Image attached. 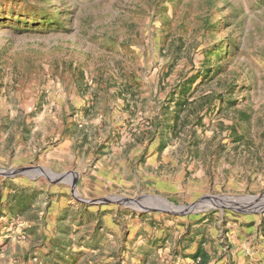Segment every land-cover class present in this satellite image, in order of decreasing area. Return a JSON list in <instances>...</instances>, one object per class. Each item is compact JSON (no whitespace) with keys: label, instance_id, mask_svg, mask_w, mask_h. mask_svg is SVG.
Segmentation results:
<instances>
[{"label":"rangeland","instance_id":"374dc122","mask_svg":"<svg viewBox=\"0 0 264 264\" xmlns=\"http://www.w3.org/2000/svg\"><path fill=\"white\" fill-rule=\"evenodd\" d=\"M30 167L0 264H264V210L226 200L264 191V0H0V168Z\"/></svg>","mask_w":264,"mask_h":264},{"label":"water","instance_id":"95a60500","mask_svg":"<svg viewBox=\"0 0 264 264\" xmlns=\"http://www.w3.org/2000/svg\"><path fill=\"white\" fill-rule=\"evenodd\" d=\"M39 170H42L39 167H30V168H19V169H2L0 168V175L1 176H12L14 174H31V175H36ZM53 179H61V175L57 174L52 176ZM237 199V203L242 206V210L245 212H260L264 210V191L259 194V195H254V196H235V197H226L227 201H231L232 199ZM211 202L209 204L203 202V201H196L187 205H176L166 199L160 200L159 197H153V201L149 202L147 205L140 206V210H147V209H156V207L153 205L154 203H158L160 200V203H162L161 207H157L161 211L165 212H170L173 214H186L190 212H198L205 210L211 205H217L219 207H225V206H230L228 204H225L222 202L221 197L213 196L209 198ZM120 202H123L125 204H130L132 203L131 201L127 200H121ZM167 204H170L172 207H169Z\"/></svg>","mask_w":264,"mask_h":264},{"label":"crops","instance_id":"0c3cea01","mask_svg":"<svg viewBox=\"0 0 264 264\" xmlns=\"http://www.w3.org/2000/svg\"><path fill=\"white\" fill-rule=\"evenodd\" d=\"M120 150L113 148L111 149L110 153L104 152L99 160L97 161V163L93 166V168L90 169V173H91V178L94 179L95 181L101 183V184H106L109 182H113V181H119L122 182V175L120 174V172L118 171V166H120L121 164L125 163V159L118 161L115 157V154L119 153ZM135 150L131 149L130 150V158H132V155L134 156ZM157 153H152L150 155L149 160V164L154 166L156 165V159H154L153 157L156 155ZM106 160H115L116 163H105L104 161ZM128 165H131L130 162H126ZM136 160L133 161L134 167H133V171L140 173L141 166L140 164L138 166L135 165ZM145 164L147 162H144ZM112 164V165H111ZM131 170V168H130ZM119 175L121 177H119Z\"/></svg>","mask_w":264,"mask_h":264},{"label":"bare ground","instance_id":"6f19581e","mask_svg":"<svg viewBox=\"0 0 264 264\" xmlns=\"http://www.w3.org/2000/svg\"><path fill=\"white\" fill-rule=\"evenodd\" d=\"M169 207H172L170 204H167Z\"/></svg>","mask_w":264,"mask_h":264},{"label":"trees","instance_id":"16d2710c","mask_svg":"<svg viewBox=\"0 0 264 264\" xmlns=\"http://www.w3.org/2000/svg\"><path fill=\"white\" fill-rule=\"evenodd\" d=\"M221 51V50H218V52Z\"/></svg>","mask_w":264,"mask_h":264}]
</instances>
